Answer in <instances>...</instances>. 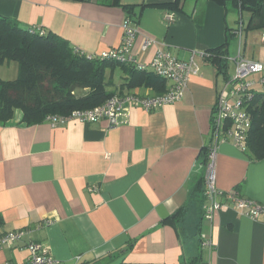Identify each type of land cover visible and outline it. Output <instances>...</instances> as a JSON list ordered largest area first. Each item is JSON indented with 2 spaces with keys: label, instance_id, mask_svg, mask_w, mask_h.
Listing matches in <instances>:
<instances>
[{
  "label": "crops",
  "instance_id": "0c3cea01",
  "mask_svg": "<svg viewBox=\"0 0 264 264\" xmlns=\"http://www.w3.org/2000/svg\"><path fill=\"white\" fill-rule=\"evenodd\" d=\"M173 1L0 0V16L96 55L120 44V24L129 18L138 31L131 55L145 72L158 50L186 62L192 53L223 48L226 75L238 56L264 63V8L261 23L248 10L244 23V10L219 0H182L179 10L160 6ZM145 38L152 43L143 52ZM196 61L199 71L180 102L151 112L130 107L128 123L117 128L108 129L105 120L27 125L21 111L0 125V236L25 231L21 241L0 249V264L24 262L30 241L43 244L58 264H180L182 253L198 255L200 264H264V221L230 205L210 222L201 220L203 192L193 188L201 175L197 158L211 147L212 110L226 76L209 60ZM123 76L113 74L114 87ZM114 95L160 94L141 86ZM215 151L217 190L234 188L264 203V160L253 162L222 138ZM181 209L177 226L166 220ZM203 238L212 247L202 246ZM126 245V253L105 258Z\"/></svg>",
  "mask_w": 264,
  "mask_h": 264
},
{
  "label": "trees",
  "instance_id": "16d2710c",
  "mask_svg": "<svg viewBox=\"0 0 264 264\" xmlns=\"http://www.w3.org/2000/svg\"><path fill=\"white\" fill-rule=\"evenodd\" d=\"M182 0L160 5L171 10H179ZM224 5L241 11H250L261 23L264 0H219ZM259 26H251L257 28ZM204 60L211 62L217 74H227L228 60L223 48L209 53ZM15 62L18 76L13 80L0 79V125L12 119L16 111H21L22 121L27 125L42 122L48 115H65L75 109H88L106 102L115 93H123L135 87H149L155 94L165 92V80L152 72L139 70L133 65L120 64L111 60L88 61L74 52L65 40L57 35H31L27 29H20L14 19L0 16V65ZM117 63V64H116ZM116 70L124 75V81L117 87L112 79ZM82 91H85L83 94ZM81 92V95H77ZM248 105L250 128L244 141L243 152L253 162L264 160V89L253 91ZM229 123V122H227ZM225 123V125H229ZM208 147L201 150L197 158L200 177L193 186L196 191L204 189V163L207 161ZM203 188V189H202ZM237 190V189H236ZM238 192V191H237ZM183 211L178 210L166 220L177 226ZM201 217V216H200ZM202 220V217H201ZM129 245L108 254L105 258L120 256ZM180 264H200V257H184ZM103 258V259H105ZM120 264L127 263L124 260Z\"/></svg>",
  "mask_w": 264,
  "mask_h": 264
},
{
  "label": "built area",
  "instance_id": "2783aa9c",
  "mask_svg": "<svg viewBox=\"0 0 264 264\" xmlns=\"http://www.w3.org/2000/svg\"><path fill=\"white\" fill-rule=\"evenodd\" d=\"M167 23L174 20L173 14L166 16ZM122 36L120 44L101 54L83 53L78 49L74 52L84 56L88 61L111 60L120 64H129L139 70L145 66L131 55V50L137 35V27L129 18L121 24ZM31 35L45 36L46 30L41 27H28ZM261 44L264 45V32L260 36ZM152 40L145 38L140 50L145 51ZM207 53H192L186 62L179 61L164 50H158L149 61L148 67L153 75L170 83L167 90L155 96L138 95H113L106 102L88 109H75L65 115H48L44 119L52 128L63 125L69 120H77L81 123H93L105 120L108 129L117 128L128 123L130 107H139L146 112L160 109L164 105L180 102L183 98L189 77L199 71L196 59L204 60ZM116 63V64H117ZM224 87L219 91L212 110L211 117V147L207 150V161L204 163V189L201 217L203 221L210 222L213 215L226 205L251 220L264 221V203L252 201L240 196L236 189L232 188L226 192L217 190L216 177L213 164L216 155V144L219 138L230 141L242 152L245 149L244 141L250 128V114L247 111L252 101L253 91L256 86L264 89V63L243 59L238 56L234 59V71L226 75ZM229 122V123H227ZM225 123L229 125H225ZM25 231L8 232L0 236V249L11 246L21 241ZM204 247H212L210 240L203 238L201 242ZM27 257L21 264H58L43 244L30 241L26 244Z\"/></svg>",
  "mask_w": 264,
  "mask_h": 264
},
{
  "label": "rangeland",
  "instance_id": "374dc122",
  "mask_svg": "<svg viewBox=\"0 0 264 264\" xmlns=\"http://www.w3.org/2000/svg\"><path fill=\"white\" fill-rule=\"evenodd\" d=\"M241 15L243 17L242 20L245 23L246 20H247L246 18H248L247 17L248 14L245 11H243ZM235 18L238 19L239 15L235 14ZM9 64L10 65H8V63L0 65V79L9 80L10 81V80H13V79L17 78V76H18V68H17V66H16L17 70H15L13 68V66H15V64L14 63H9ZM116 73L118 74V70H116ZM254 89L257 92L262 91V87L260 88L259 86H256ZM82 93L84 94L85 91H82ZM82 93L81 92H77L76 94L77 95H81Z\"/></svg>",
  "mask_w": 264,
  "mask_h": 264
}]
</instances>
